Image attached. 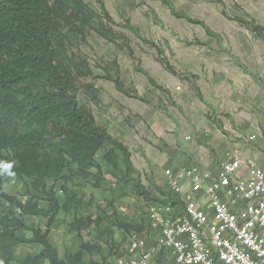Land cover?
<instances>
[{
	"label": "trees",
	"instance_id": "16d2710c",
	"mask_svg": "<svg viewBox=\"0 0 264 264\" xmlns=\"http://www.w3.org/2000/svg\"><path fill=\"white\" fill-rule=\"evenodd\" d=\"M96 1L98 10L84 0H0V264H11L21 244L42 246L38 255L28 256L22 264H78L91 250L89 244H83L80 254L63 262L48 236L50 227L59 223L60 214L72 216L70 232L80 234L93 224L100 225L99 218L81 215L84 200L75 182L83 179L93 188L101 187L105 175L98 160L100 152L121 183H134L135 191L146 202L167 203L161 199L166 194L157 190L155 196L140 185L128 146L113 137L108 124L98 123L93 112L78 100L77 94L83 90L97 102L98 91L87 83L96 79L87 59L70 52L76 39H84L92 30L115 43L118 35L112 27L117 26L154 45L130 23H116L105 4ZM162 3L175 18L200 25L217 38L204 22L178 12L170 0ZM254 32L264 40V28ZM154 48L163 54L160 46ZM105 78L124 96L161 109L127 90L119 77L107 74ZM12 177L30 180L35 194L28 191L24 201L8 194L4 184ZM26 216L46 220V229L27 225ZM25 231L32 236L22 237L20 233Z\"/></svg>",
	"mask_w": 264,
	"mask_h": 264
},
{
	"label": "rangeland",
	"instance_id": "374dc122",
	"mask_svg": "<svg viewBox=\"0 0 264 264\" xmlns=\"http://www.w3.org/2000/svg\"><path fill=\"white\" fill-rule=\"evenodd\" d=\"M84 1L95 10L99 9L96 0ZM101 1L116 23L120 25L130 23L139 30L143 39L160 46L164 52L159 55L154 45L147 44L129 30L117 26L112 27L118 35L115 43L99 37L90 30L84 39H76L70 45V52L86 58L96 76L95 80H88L87 83L98 91L97 102H93L83 90L77 97L93 112L98 123L108 124L111 130L115 128L119 130L121 122L126 118L124 105L126 96L118 92L114 83L105 78L107 74L113 79L119 77L127 90L148 100L153 106L165 108L164 115L156 108L150 107L153 119L149 127L155 128L158 125L156 119L162 115L176 122L180 132L183 128V131L189 133L185 136L187 142L195 141L200 145L206 143L205 138L211 133L208 129L194 131L196 121L203 122L204 118L221 121V117L231 120L230 114H224L225 110L230 111L234 107L242 110L246 106L250 111H254L249 117L247 127L260 126L258 130L256 127L253 133H257V141L252 144L242 143L240 150L247 156L264 162V120L263 123L257 120L258 115L264 116V41L254 32L258 27L264 28V0H222V3L170 0L178 12L204 22L217 38L209 36L200 25L172 16L162 0ZM238 20L244 23L240 24ZM237 61L246 67L245 70L237 67ZM136 67L142 72L137 71ZM253 74L263 85L261 90L256 87V90L251 88L239 91L230 82V79L238 76L252 79ZM148 77H153L156 86ZM197 81L215 86L231 85L232 98L225 99L224 103L222 96H216L209 101V109L208 105L200 102L192 91V84H196ZM178 85L182 87L179 93L175 91ZM113 137L130 149L133 164L138 172L134 177L140 185L155 196L158 194L157 190L168 194L167 183L163 185L160 179H155L151 162L144 157L142 149L139 148L140 142L147 140ZM102 156L103 152H100L98 160L104 165L105 181L100 188H93L83 179L75 181L76 191L84 200L82 212L93 219L99 218L100 224L102 222L100 227H97L96 234L103 232L107 224L115 227L112 220L115 217L118 221L119 216H123L121 208H125V205H139L143 208L141 216L150 221V205L155 202H146L138 195L134 183H121L119 174L111 166L105 165ZM168 168H163L162 174ZM30 185L31 181L28 179L12 177L4 184V190L24 201L28 191L35 194ZM41 203L44 205V202ZM65 219L71 221L72 216ZM109 237L110 234L107 240ZM111 246L113 248L110 252L115 249V255L121 251V243L112 242ZM19 254L23 255L24 250H20Z\"/></svg>",
	"mask_w": 264,
	"mask_h": 264
},
{
	"label": "built area",
	"instance_id": "2783aa9c",
	"mask_svg": "<svg viewBox=\"0 0 264 264\" xmlns=\"http://www.w3.org/2000/svg\"><path fill=\"white\" fill-rule=\"evenodd\" d=\"M240 139L251 144L257 135ZM164 174L167 203L149 209L150 226L159 233L155 248L174 264H264V167L234 148L216 172L192 165ZM137 251L139 261L117 264H152L146 241L132 238L128 253Z\"/></svg>",
	"mask_w": 264,
	"mask_h": 264
},
{
	"label": "crops",
	"instance_id": "0c3cea01",
	"mask_svg": "<svg viewBox=\"0 0 264 264\" xmlns=\"http://www.w3.org/2000/svg\"><path fill=\"white\" fill-rule=\"evenodd\" d=\"M236 63L237 67L245 70L246 67L239 64V61ZM154 69L156 72V66H154ZM230 82L239 91H246L251 88L256 90V87H259V90L263 88V85L254 74L252 79L238 76L232 78V80L230 79ZM192 88L198 100L208 105V108L210 105L209 101L216 98V96H222L224 103L226 102L225 99L230 100L232 98L231 85L215 86L197 81L196 84H192ZM229 100L228 103H230ZM233 104L235 105V103ZM124 105L126 106L125 121L121 122L119 130H116V128L111 130L110 127L108 131L112 136L126 140L137 139L139 141V139H146L147 141L140 142L139 148L142 149L144 157L151 162V169L155 179H160L164 183L163 185L167 183V178L162 174V169L166 167L180 168L198 165L216 172L220 165L225 162L227 152L234 148H240L241 144H244L240 139V135L248 136L253 134L254 129L257 127L258 130L260 126L252 125L247 127L249 117L254 111H250L244 105H242L244 106L242 110L234 107L233 110H225L226 112H224L225 115L230 114L229 118L231 120L221 117V121L205 118L203 122L196 121L194 131L208 129L211 133L208 138H205L206 143L200 145L195 143V141L187 142L185 136H188L189 133L183 131V128L180 132L176 122L171 119L168 120L162 115L156 119V124L158 125L155 128L150 126V128L148 125L153 119V114L150 113L151 108L147 104L137 99L126 97ZM156 109L165 115L166 110L163 106H161V109ZM263 118L264 116L260 114L257 120L263 123ZM256 161L261 167H264V162ZM41 206L45 209L48 208V204L45 202ZM121 211L123 218L118 215V221L115 217L112 220L115 223V227L107 224L103 232L98 234H96L97 226L95 224L89 227L88 230L81 231L80 234L70 232L69 225L72 220L68 221L69 219H65L64 214H60L58 218L61 219L63 217L62 220L50 227L48 236V239L58 251L59 259L67 262L68 256L75 257L82 252L83 244H89L91 250L84 253L82 260L78 264H117L119 259H124L127 262H137L140 259L141 252L137 251L131 255L128 253V246L132 238H138L146 241L147 250L152 254V264H174L172 256L167 251H159L155 248L159 233L151 228L150 221L141 216L143 208L137 204H130L125 205V208H121ZM81 215L86 216L84 212H81ZM25 223L27 225H39L45 230L47 222L44 219L26 216ZM109 234L110 237L107 240ZM20 235L30 238L32 233L25 231L20 233ZM112 242L121 243V251L119 250L116 255L115 249L110 252V249L113 248L111 246ZM20 250H24L23 255L19 254ZM41 251L42 246L39 244H21L17 247L14 261L11 264H22L28 256L38 255Z\"/></svg>",
	"mask_w": 264,
	"mask_h": 264
}]
</instances>
